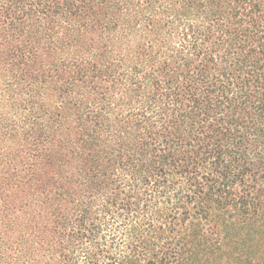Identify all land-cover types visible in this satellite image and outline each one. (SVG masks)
Returning <instances> with one entry per match:
<instances>
[{"label":"trees","instance_id":"obj_1","mask_svg":"<svg viewBox=\"0 0 264 264\" xmlns=\"http://www.w3.org/2000/svg\"><path fill=\"white\" fill-rule=\"evenodd\" d=\"M0 264H264V0H0Z\"/></svg>","mask_w":264,"mask_h":264}]
</instances>
